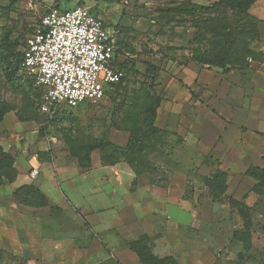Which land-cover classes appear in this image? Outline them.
Listing matches in <instances>:
<instances>
[{
	"label": "crops",
	"instance_id": "1",
	"mask_svg": "<svg viewBox=\"0 0 264 264\" xmlns=\"http://www.w3.org/2000/svg\"><path fill=\"white\" fill-rule=\"evenodd\" d=\"M253 47L264 54V42ZM249 68L248 98L242 71L199 69L192 61L175 70V91L166 93L155 126L169 134L173 146L176 128L183 130L176 154L187 166L178 171L155 168L150 159L138 169L123 158L113 164L96 159L86 170L57 158L52 171L45 165L39 170L36 153L11 151L17 176L0 186V253L26 264H140L128 244L145 236L155 256L178 264L240 259L244 250L232 240L237 229L227 206L212 200L205 186L190 188L188 198L183 193L189 189L188 170L208 178L213 168L223 171L225 196L235 201L255 184L245 173L264 166V60H253ZM191 93L199 97L197 109L188 105ZM37 150L44 152L42 142ZM34 168L38 176L32 179ZM24 185L38 188L48 205L17 204L12 194Z\"/></svg>",
	"mask_w": 264,
	"mask_h": 264
},
{
	"label": "rangeland",
	"instance_id": "2",
	"mask_svg": "<svg viewBox=\"0 0 264 264\" xmlns=\"http://www.w3.org/2000/svg\"><path fill=\"white\" fill-rule=\"evenodd\" d=\"M217 1L0 0V42L5 36H9V39L18 45V49L45 11L70 9L75 6L90 7L116 41V54L121 71L120 84L110 89L102 100L86 102L76 109H67L56 121L47 120L45 123L44 119L37 117L34 109L25 103L23 93L13 90L5 81L0 70V104L9 108V112L0 123V147L9 153L13 151L17 156L26 154L27 151L28 157L36 153L39 170L42 169L41 165H45L52 171L57 158H62L66 162L74 161L77 167L78 161L81 160L87 165L84 170L91 168L96 159L113 164L117 157L127 155L123 148L129 132L140 128V122L137 120L133 122L131 117L134 115L132 106L135 104L140 106L143 90L159 97L160 108L162 101L167 98L166 93L173 94L175 91V70L178 71L179 67H185L192 61L193 52L204 53L209 49L208 42L212 39L210 34H197V27L206 28L213 25L210 19L215 17L223 19L232 30L240 34L244 32L250 34L246 43L250 44L249 49L253 51L254 57L246 55L244 62L241 63L243 67L241 70L237 69L242 71L245 96L248 98L253 90L250 86L249 64L253 59L264 60V54L255 52L253 47L256 42H264V0H255L248 16L225 7L197 10L188 15L178 10L179 7L188 8L190 3L206 8ZM187 11L190 12L188 9ZM257 20L263 24L257 25ZM256 26L259 27V31L256 30ZM196 66L199 69L206 67L197 64ZM28 86L34 91V85ZM191 95L188 105L197 109L199 97L195 93ZM175 97L179 98V95L176 94ZM30 101L34 104L33 97ZM199 102L204 104L201 100ZM197 114L200 115L199 112ZM19 117L22 119L33 117L34 120L22 122ZM182 133L183 130L180 132L177 127L175 146L166 142L159 149L146 153L151 166L160 170L176 171L186 168L187 164L179 162L176 154ZM41 142L44 144V152L37 150ZM95 143L106 145V148L90 152L87 163L85 154L87 146ZM129 159L132 161V158ZM133 161H136L138 169L144 165L135 158ZM195 163L197 165L202 161L196 160ZM13 165L15 168V163ZM27 170L29 171V168ZM214 170L215 168L212 169ZM188 172L189 189L183 193L185 198L192 195L193 191H190V188H204L202 176L196 174L194 170ZM248 194L245 205L251 208L253 223L251 248L243 251V257L238 260L235 258L234 262L230 261L227 264H264V195L251 193L250 190ZM221 201L217 202L227 206L224 209L233 229H243L237 210L228 206L227 197ZM58 213V210L51 212L55 216H59ZM55 223L51 222L53 225ZM0 264L26 263L0 253Z\"/></svg>",
	"mask_w": 264,
	"mask_h": 264
},
{
	"label": "trees",
	"instance_id": "3",
	"mask_svg": "<svg viewBox=\"0 0 264 264\" xmlns=\"http://www.w3.org/2000/svg\"><path fill=\"white\" fill-rule=\"evenodd\" d=\"M254 2L255 0H218L216 3L206 8L190 3L188 8L179 7L178 10L184 11L186 15H188L197 10H210L225 7L235 10L241 15L248 16L249 9ZM187 9L190 12H188ZM210 22L213 25L206 28H201L200 26L197 27V34H210L212 39L208 42L209 49L204 53H198L197 51L193 52L192 61L197 65L221 69L223 72H228L234 68L235 70H241L243 67L241 63L244 62L245 56L251 55L254 57L253 51L249 49L250 44L246 43L250 34H245L246 32H244L242 35L237 31L232 30L229 24L225 23L223 19L220 18H212L210 19ZM261 23L263 24V22L257 20V25ZM256 30L259 31V27L256 26ZM255 34L257 35V33ZM23 45L20 49H18V45L12 42L9 39V36H5L1 40L0 70L5 81L9 83L11 88L17 92H22L25 103L33 108L36 116L42 117L46 123L47 119L38 113L40 91L36 88L34 91H31L28 84L33 85V80L19 74ZM119 84L120 82L113 87H116ZM141 94L143 96L140 98V108L136 104L133 105L132 111L134 115L132 117L130 116L133 122L135 120L140 122V128L133 129L129 132L126 145L123 148L127 153L126 156H128V158L125 155L117 157V160L123 158L129 164L136 163V161H133L134 158L141 162H147L146 153L159 149L161 145L166 144L169 136L166 131L155 126L157 110L160 106L159 97H155L147 90H143V93ZM31 97H33L34 104L30 101ZM65 111L66 110L63 109L56 112L52 119H50V122L56 121ZM8 112L9 108L0 104V123ZM19 120L24 122L26 120L33 121L34 119L33 117H29L28 119L20 118ZM105 148L106 145H101L99 143L88 145L85 153L87 163H89L90 152L96 149L104 150ZM129 158H132V161ZM13 164L14 157L10 153L3 151L0 147V186L3 185L5 181L9 183L15 181L17 171ZM78 165L82 170L87 168V165L81 160L78 161ZM245 174L255 180V184L252 185L250 192L260 196L264 195V166L261 168L250 167L247 169ZM226 178V173L219 169H215L210 178L202 177L203 185L207 188L210 197L215 200H219L220 202L226 198ZM248 195L249 194H246L241 201H235L231 198H227L228 206L237 210V214L243 223V229L233 232L232 240L242 243V248L245 252L251 248V229L253 226L250 215L251 208L245 205ZM12 197L17 204L29 208H42L48 205V201L45 196L33 185H24L19 187L13 192ZM128 247L137 255L140 264H178L172 257L159 258L155 256L151 251L145 236H141L138 240L129 243ZM238 256L239 258L243 257V254Z\"/></svg>",
	"mask_w": 264,
	"mask_h": 264
},
{
	"label": "built area",
	"instance_id": "4",
	"mask_svg": "<svg viewBox=\"0 0 264 264\" xmlns=\"http://www.w3.org/2000/svg\"><path fill=\"white\" fill-rule=\"evenodd\" d=\"M116 46L90 7L45 11L24 41L19 71L40 91L38 113L50 120L60 109L102 100L121 80Z\"/></svg>",
	"mask_w": 264,
	"mask_h": 264
}]
</instances>
